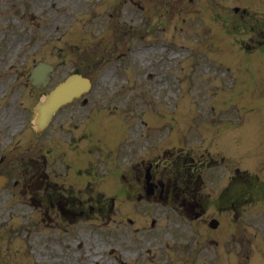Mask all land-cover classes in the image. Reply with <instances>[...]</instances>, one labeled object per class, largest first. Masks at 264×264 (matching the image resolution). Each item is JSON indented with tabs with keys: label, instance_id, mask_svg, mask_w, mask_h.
Listing matches in <instances>:
<instances>
[{
	"label": "rangeland",
	"instance_id": "374dc122",
	"mask_svg": "<svg viewBox=\"0 0 264 264\" xmlns=\"http://www.w3.org/2000/svg\"><path fill=\"white\" fill-rule=\"evenodd\" d=\"M120 1L0 0V157L10 159L8 165L15 163L16 174L29 169L37 177L38 167L43 164L40 160L47 155L55 165L47 170L54 169L60 180L67 175L66 161L75 166V172L85 170L87 165L92 167L90 178L83 175L85 181H62L67 190L54 183L66 191V196L85 202L84 207L98 206L104 198H116L111 221L96 214L87 222L89 225L80 226H88L96 233L90 253L101 255L99 264H118L116 258L107 255L110 248L118 249L117 255L120 252L130 263L136 254L147 259L150 249L156 251L157 257L158 249L163 262L168 256L160 248L165 249L167 242L172 244L171 232L184 236L185 225L178 226L181 221L171 214L172 206L155 201L140 203L139 191H129L128 198H121L125 187L121 184L127 182L120 176L127 175L135 186L143 161L172 153L181 158V163L176 166L175 156H170L168 164L173 169L186 168L182 159L189 149H194L197 157L203 152V133L198 135V131L216 125L218 128L210 134L211 141H215L216 133L231 129L222 126V122L232 121L233 117L242 126L241 141L239 147L230 150L232 156H239L250 149L255 139L264 137V58L258 61L250 56L263 53L264 44L258 39L260 33L250 32L245 38H238L237 43L252 40L253 47H261L251 49L250 55L237 53L231 47L233 30L228 28H233L232 19L234 22L236 18L233 8L257 11L259 4L261 11L264 0L228 4L222 11L228 16L223 18V30L218 17L216 23L209 14L216 16L221 11L218 0H194L192 4L189 0H143L144 8H138L136 0H129L116 11ZM256 15L263 26L256 30L264 35V11ZM14 21L18 23L14 25ZM39 61L56 67L47 88L37 89L27 80ZM227 62H231L234 74L227 72ZM74 73L91 78V89L63 108L42 135L26 131L32 127V109L45 92ZM245 110L248 114L241 118V111ZM90 124L92 135L83 140ZM189 135L194 137L190 144L186 138ZM229 135L225 133L226 145ZM77 139L82 140L77 143ZM204 141L215 151L213 142ZM72 150L79 156L77 162L70 161L74 160ZM215 153L221 156L219 149ZM257 153L258 150L251 154L254 157ZM245 157L241 154L240 161ZM46 161L50 164V160ZM5 163L2 161L1 169H6ZM108 172L120 184L113 191L109 190V176H105ZM39 192L44 191L35 194ZM4 196L0 202V264H12V253L17 254V259L30 256L32 262H41L37 244L43 243L46 248L50 243L51 253L58 255L54 246L65 235L62 228L54 227L58 212L49 211L52 222L45 214V200L38 206L24 205L17 197L4 201ZM28 196L33 199L35 195L31 192ZM172 205L182 211L180 206ZM102 219H106L107 227L100 226ZM152 219H156L159 230H151ZM148 235L157 236L155 244L140 241ZM55 242L56 245L51 244ZM44 254V264H58L60 255L55 262L53 255ZM74 260V264H80L78 257Z\"/></svg>",
	"mask_w": 264,
	"mask_h": 264
},
{
	"label": "flooded vegetation",
	"instance_id": "af4514ba",
	"mask_svg": "<svg viewBox=\"0 0 264 264\" xmlns=\"http://www.w3.org/2000/svg\"><path fill=\"white\" fill-rule=\"evenodd\" d=\"M44 165V167L47 165V163L46 164H43ZM42 167L41 166H39L38 167V170H39V172H40V169H41ZM31 172V170H29V169H25V176H31L29 173ZM45 173V172H44ZM147 175L149 176V178L155 183L156 181H155V175L154 174H151L150 173V171H148L147 170ZM38 176H40L41 178H43V179H45L46 181L44 182L45 184V188H46V190H45V194H46V197L48 198V199H50V200H52V198H51V196H49L48 195V192L50 191V190H56L57 188H58V186L57 185H55V184H52L51 183V181H50V176L48 175V176H46L45 174H42V173H39V175ZM29 181H30V178L29 179H26L25 181H24V187H29L28 186V183H29ZM171 185V182H170V180H169V182H165L164 181V174H161V179H159L157 182H156V184H155V187H163V188H165V187H167V188H169V186ZM190 187V186H189ZM189 187H187V188H189ZM67 203H68V201H67Z\"/></svg>",
	"mask_w": 264,
	"mask_h": 264
},
{
	"label": "water",
	"instance_id": "95a60500",
	"mask_svg": "<svg viewBox=\"0 0 264 264\" xmlns=\"http://www.w3.org/2000/svg\"><path fill=\"white\" fill-rule=\"evenodd\" d=\"M61 102V101H60ZM59 103V100L57 98H55L54 96L52 97V99H50L49 101V105L51 106V108L57 106Z\"/></svg>",
	"mask_w": 264,
	"mask_h": 264
}]
</instances>
